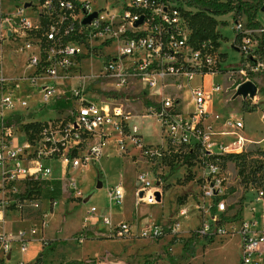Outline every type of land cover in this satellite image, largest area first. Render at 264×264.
Here are the masks:
<instances>
[{"label":"built area","instance_id":"2783aa9c","mask_svg":"<svg viewBox=\"0 0 264 264\" xmlns=\"http://www.w3.org/2000/svg\"><path fill=\"white\" fill-rule=\"evenodd\" d=\"M91 1L39 0L41 7L31 3L30 8L35 11L34 19L25 15L24 5H17V10L11 13H4L0 8V42L2 44L7 38L17 43L22 40L24 43L19 44L18 51L25 55L26 63L23 75L7 77L4 75L3 53L0 51V221L5 220V211L12 206L5 199V189L12 182H24L25 191L29 181L38 184L48 182L46 187L53 190V169L44 164V160L56 157L61 163L63 174L68 175L71 170L99 160L106 127L113 126L122 133V129L127 126L125 122L130 114H125L121 107L107 110L84 96L81 97L79 108L69 109L65 116L44 122L38 132L30 131L27 134L22 128V124L28 122L27 116H11L22 119L8 123L9 117L5 114L13 110L16 104L26 111L30 110L27 98L22 97L23 89L30 85L36 93L43 94L45 106L56 101L58 96L55 95L54 85L57 79L68 77L65 74L81 54L80 47L74 43L81 44L97 35L108 36V39L118 43V47L115 55L104 61V75L115 82V89L139 83L143 91L141 93L149 95L150 91H157L151 95L156 98L149 100L146 110L148 116L155 118L162 126V143L155 148L144 149L148 157L146 166L153 168L158 164L156 159L163 161L164 157L176 153H195L193 161L203 169L204 192L211 198L209 210L211 214L218 213L213 224L203 223L195 233L206 238L222 235L228 233L224 224L231 223L234 226L239 221L240 226L235 230H238L242 239L240 264H264V135L260 140L245 138L243 120L233 115L223 121L229 130L215 132L213 126L207 123L213 109L212 96L203 83L209 74L223 72L230 79L228 86L236 88L240 83L251 80L254 73L264 71V60L258 59L255 52L259 38L264 33V25L254 28L239 20L234 21L233 45L239 50L242 60L239 67L232 68H238V72H230L223 67L225 57L222 46L194 48L190 44V29L183 11L169 0H130L128 4L122 1L121 12L110 14L108 11V15L104 14L103 9L93 11ZM93 12H97V16L84 24L83 20ZM141 17L142 23L136 25ZM34 47L37 49L34 50ZM29 70L32 72L28 73ZM194 77H200L202 82L188 88L194 108L185 112L180 93L185 87L178 80L186 78L190 82ZM220 90L219 84L211 87V91ZM256 98L255 95L247 99L258 104ZM262 117L264 119V112ZM30 135L38 137L31 138ZM218 135L233 139L229 143L213 140ZM19 137L24 138L21 143ZM131 138L136 143L141 140L137 125L133 126ZM249 150L259 151L261 155L256 161L259 165L257 177L248 184L249 192L253 194V204L249 206V216H245L247 194L242 196V204L235 208L225 199L228 190L226 184L232 176L225 160L232 154ZM58 181L61 182V178ZM137 181L140 188L136 193L137 204L160 203L155 195L159 191L156 183H161L160 180L153 183L147 179L146 172L140 171ZM65 190L68 198H85L76 180L70 177ZM25 191L20 199H13L14 207L22 210L26 204L24 201H28L32 207L38 208L41 196L23 197ZM124 195L121 184L110 188V206H121ZM56 202L51 198L50 210L55 208ZM229 208L235 211L228 216L226 212ZM96 212L97 208L92 206L88 212L90 220L100 217L94 216ZM179 212L184 215L187 211L180 209ZM238 213L239 219L234 220ZM101 221L108 226L111 237L130 238L138 229L128 221L113 223L110 215H103ZM178 225L147 223L141 225L140 236L157 239L177 232ZM36 232L35 227L30 231L20 230L17 238L14 237L16 239L1 232L0 264H8L12 258V241H18L21 244L20 251H23ZM84 238L81 232L77 240L82 243ZM30 263L21 260L17 264Z\"/></svg>","mask_w":264,"mask_h":264},{"label":"rangeland","instance_id":"374dc122","mask_svg":"<svg viewBox=\"0 0 264 264\" xmlns=\"http://www.w3.org/2000/svg\"><path fill=\"white\" fill-rule=\"evenodd\" d=\"M122 1L123 4H128L130 0H92L91 6L93 11L103 9L104 14L107 11L110 14H117L122 10ZM245 1L263 5L256 13L255 20L264 25V0ZM26 2L41 7L39 0H0V8L5 13H11L17 10V5L23 6ZM32 4L24 6V13L34 19L35 11L30 8ZM172 5H174L173 2ZM235 18L248 25L246 15L243 12L235 11L234 14L230 13L217 18L216 26V31L221 38L222 53L225 57L223 67L230 72H238V68L236 70L232 68L239 67L242 60L239 50L233 45ZM23 43L22 40L18 43L12 42L9 38L4 39L2 44L0 42L5 76L18 77L24 74L26 70L25 55L18 51L19 44ZM74 45L80 47L81 54L65 74L68 77L57 79L54 85L55 95L58 96L56 101L45 106L43 94L36 93L35 88L30 85L22 91V97L27 98L30 110L26 111L24 107L16 104L13 110L6 111L5 114L9 115L12 112L26 114L43 108L32 116L47 122L56 119L60 114L66 115L65 110L69 111L70 108L66 103L73 105L70 109L79 108L81 97L84 96L99 102L102 107L109 109L121 107L125 114L132 115L130 119H126L127 126L122 129V133L113 126L106 127L105 131L108 132V137L102 147L101 159L96 163L71 170L68 175H64L60 161L48 159L47 164L53 169V176L59 175L61 182L59 181L58 189L55 187L54 191H50L51 187H46L43 195L38 199L40 205L38 208L32 207L28 201H24L26 204L22 210L14 207L13 199H20V195L25 191L24 182L14 181L5 189L6 202L12 206L5 211V220L0 221V233L6 232L14 238L18 236L20 230L30 231L32 227H35L37 231L23 251H20L21 244L18 241L11 242L14 252L8 264H17L21 260L31 262L30 264H69L72 261H80L78 264H98V259L106 254L109 255V261L112 264H145L146 261H151L152 264H240L242 239L238 230H235L240 226L239 221H236L234 226L231 223L224 224L228 233L214 235L211 242H207L206 237L199 236L193 252L187 257L184 256V243L187 239L200 229L203 223L213 224L218 218L217 212L211 214L209 210L211 198L204 192L205 181L202 167L198 163L191 166L183 164L181 159L174 161V166L177 169L174 174L170 173L168 161L164 162L161 159H156L158 164L155 167H147L148 157L144 149L157 147L162 139V126L155 118L148 116L146 110V100L154 99L151 96L154 94L153 91L149 92L150 96H145L141 93L143 91L139 88V83L134 84L135 86L115 89V82L104 75V61L108 60V57H113L118 47V43L108 39V36L97 35L89 38L88 41L81 44L74 43ZM124 63L123 66L126 67ZM31 72L32 70H29L28 73ZM208 76L204 78L203 83L205 88L211 92L213 109L207 123L213 126L215 132H222L229 130L223 125V121L232 115L238 116L245 125L243 129L245 138L260 140L264 135V119L262 117L264 92L260 91V88L264 87V72L254 73L251 76V80L258 87L256 93L258 105L254 104L253 100L244 99L241 96L233 98L235 88L228 86L230 79L225 73L219 72ZM178 82L185 87L180 91L184 102V111L190 112L193 110L194 104L191 101L192 95L188 88L198 85L202 79L194 77L188 82L186 78H180ZM216 84L221 85V90L211 91V87ZM76 92L78 93L76 94ZM41 101H43L42 104ZM134 125L139 127V134H142L141 140H138L137 143L135 139L131 138ZM35 137L38 135L33 138ZM231 139L233 137L220 135L213 137V140L225 143L231 142ZM22 141L23 138L19 137V143ZM260 155L261 153L256 150L243 153L241 159L246 162V171L249 167L255 166ZM238 169L237 159L227 161V170L232 172V176L229 177L230 180L226 184L228 190L225 199L235 208L242 204V196L247 194L244 215L249 216L248 209L253 204V194L249 192L248 184L243 182V177L237 175ZM140 171L146 172L147 179L153 183H156V180L161 181L158 185L159 191L162 192L160 203L137 204L135 190L138 185L137 175ZM69 177L76 180L87 201L67 197L65 185L69 181ZM98 182L102 183V187H97ZM119 183L124 185L126 196L125 204L121 205V208L118 206L114 208L117 213L115 221L124 216V208L129 213L133 206L134 210L138 208L141 215L147 213L149 220L156 221L159 225L178 223L177 232L165 234L157 239L141 237L142 224H139L140 226L137 225L138 229L133 237L108 236V226L101 221V218L104 211L107 213L108 190ZM51 198L57 202L54 210L50 213ZM92 206L97 208L94 216L99 215L100 217L90 220L88 212ZM234 208H229L226 214L228 216L233 214ZM180 209H186L187 212L180 215ZM85 221L89 225L101 226L97 230L101 235L88 234L87 237L84 231L79 230ZM130 222L135 224L134 213L131 215ZM91 228L93 230V227ZM81 232H84L83 235H85L82 243L77 240ZM51 243L53 246L48 247V244Z\"/></svg>","mask_w":264,"mask_h":264},{"label":"trees","instance_id":"16d2710c","mask_svg":"<svg viewBox=\"0 0 264 264\" xmlns=\"http://www.w3.org/2000/svg\"><path fill=\"white\" fill-rule=\"evenodd\" d=\"M174 3L175 7H179L183 11L184 18L190 29V44L194 48L201 47H211L217 48L221 46V38L218 31H216V26L218 24L217 18L227 15L234 14L235 11L243 12L248 21L250 27H260V22L255 20L256 13L259 8L263 6L262 4L254 3L245 0H169ZM235 20H238L235 18ZM234 20V21H235ZM255 52L258 54V59L264 60V33L260 36L258 45L255 47ZM256 61H254L255 63ZM262 71L261 73H263ZM260 91L264 92V87L260 88ZM146 104H150L149 100H146ZM259 104V103H258ZM257 104V105H258ZM21 117H11L7 119L8 123L13 121L19 122ZM44 122H28L22 124V128L28 134L30 131L38 132ZM32 138L33 135H30ZM195 153H176L169 157H164L163 161H168V166L171 174H174L177 169L174 166V161L181 159V163L187 165L194 164ZM242 154H232L226 158V162L229 159L238 160V175L243 177V182L249 184L250 181H255L256 172L259 170V165L256 162L255 166L249 167L248 171L245 170L246 162L241 159ZM53 159H57L56 157ZM236 162V160H235ZM44 164L48 163V160H44ZM237 163V162H236ZM237 165V164H236ZM57 184V183H56ZM55 184V186H57ZM48 182L38 184L37 182H27V189L23 197H33L42 196L45 187ZM240 213H238L233 219H239ZM198 234L194 233L187 241L184 243L185 257L189 256L194 249L195 242L198 238ZM207 242L213 241V237H207ZM174 243V242H173ZM53 246V243L48 247ZM41 254V253H40ZM95 263V261H93ZM80 261H72L69 264H78ZM93 264V263H92ZM145 264H152L151 261H146Z\"/></svg>","mask_w":264,"mask_h":264},{"label":"crops","instance_id":"0c3cea01","mask_svg":"<svg viewBox=\"0 0 264 264\" xmlns=\"http://www.w3.org/2000/svg\"><path fill=\"white\" fill-rule=\"evenodd\" d=\"M2 10V9H1ZM3 11V10H2ZM4 12V11H3ZM5 13V12H4ZM26 69V68H25ZM136 84V83H135ZM129 86H135L134 84H131V85H129ZM128 86V87H129ZM140 88V87H139ZM144 92H146V91H144ZM153 93H157V91H153ZM142 94H145V96H147L146 95V93H142ZM155 97V96H154ZM88 101H91V102H94V103H97L98 105H100V103L99 102H97V101H94V100H91V99H89V98H87V97H85ZM156 98V97H155ZM146 100V99H145ZM148 100V99H147ZM41 104H42V101H41ZM66 105H67V107L69 106L70 108L73 106L71 103H66ZM101 106V105H100ZM104 107V106H103ZM69 108V109H70ZM105 109H107L108 110V108H106V107H104ZM41 109H43V108H38L37 109V111H34V112H29V113H26V114H23V115H25V116H27L28 117V119H27V121L28 122H36V121H38V122H43V121H40V120H38V119H36L35 117H33L32 116V114H35V113H37V112H39ZM68 110V109H67ZM67 110H65V112H67ZM20 113H18V112H12L11 114H9V115H7L9 118L11 117V116H14V115H19ZM67 114V113H66ZM21 115V114H20ZM132 115V114H131ZM130 115V116H131ZM63 116H65L64 114H60L58 117L60 118V117H63ZM57 117V118H58ZM8 118V119H9ZM127 119H130V117L129 118H127ZM107 128H105L104 130H103V132L105 133L104 135L106 136L105 137V139L108 137V132L107 131H105ZM139 132H140V130H139ZM140 136H142V134H139ZM23 138V137H22ZM24 139V138H23ZM105 139H104V141H105ZM162 140V139H161ZM160 140V143L162 142ZM95 141H97L96 140V138H95ZM159 143V142H158ZM103 147V146H102ZM101 156H102V152H101ZM101 159V157L99 158V160ZM98 160V161H99ZM61 173V172H60ZM63 174V173H62ZM59 175H55V177H54V182L52 183V186H53V190H51V191H54V189H55V187L58 189V187L57 186H54L56 183V185H59V177H58ZM119 184H121L122 185V187H123V189H124V197L126 196V189L124 188V185L122 184V183H119ZM118 185V184H117ZM139 185V184H138ZM138 185H137V188H136V190H135V196H136V193H137V191L140 189L139 187H138ZM86 198V197H85ZM84 198V199H85ZM83 199V200H84ZM108 200H109V198H108ZM124 200H125V198H124ZM123 200V203H122V205L123 204H125V201ZM136 202H137V196H136ZM118 207H122V206H118ZM115 206H113V207H111L110 206V203H109V205H108V208H107V213H105V211H104V213H103V215H110V217H111V219H112V221H113V223H118V222H121V221H128V222H130V219H131V215L134 213V216H135V226L136 227H138V226H140L139 224H147V223H156V224H158L156 221H150L149 219L150 218H148L147 217V213H142V215L140 214V212H139V209L138 208H136L135 210H134V207L132 206V208L129 210V213L128 212H126L125 211V208H124V216L123 217H121L120 219H118V221H115L116 220V218H115V216H116V211H115ZM50 209V208H49ZM54 210V209H53ZM53 210H51L50 211V213L53 211ZM138 225V226H137ZM91 227H93V230H91L92 228ZM101 226H99V225H89V223L87 222V221H85L83 224H82V226H81V228L79 229V230H81V231H84L85 232V235H87V237H88V234H93L94 236H100L101 234L99 233V232H97V230L100 228ZM83 232V233H84ZM107 232L109 233V228L107 227ZM108 236H110V234H108ZM44 245H46V244H44ZM43 245V246H44Z\"/></svg>","mask_w":264,"mask_h":264},{"label":"water","instance_id":"95a60500","mask_svg":"<svg viewBox=\"0 0 264 264\" xmlns=\"http://www.w3.org/2000/svg\"><path fill=\"white\" fill-rule=\"evenodd\" d=\"M31 5L30 2H26L24 3V6H29ZM264 9V7H263ZM97 16V12H93L91 14H89L84 20L83 23L84 24H88L91 22L92 18ZM143 21V17H141L135 24L139 25L141 24ZM258 91V87L256 85V83L253 80H247L245 82L240 83L236 88H235V93L233 95V98L237 97V96H241L244 99H247L248 97L253 98L256 93ZM157 186L160 184L159 182L156 183ZM97 187H102V183L98 182ZM156 195V199L158 201L161 200V193L160 191H156L155 192ZM85 201H87V198L84 199ZM98 264H112L109 261V255L106 254L105 256H102L98 259ZM114 264V263H113Z\"/></svg>","mask_w":264,"mask_h":264},{"label":"bare ground","instance_id":"6f19581e","mask_svg":"<svg viewBox=\"0 0 264 264\" xmlns=\"http://www.w3.org/2000/svg\"><path fill=\"white\" fill-rule=\"evenodd\" d=\"M106 14L108 15V11L106 12ZM209 77V76H208Z\"/></svg>","mask_w":264,"mask_h":264}]
</instances>
